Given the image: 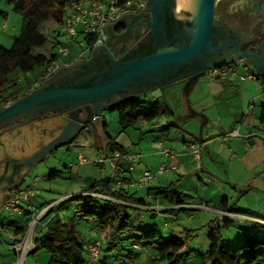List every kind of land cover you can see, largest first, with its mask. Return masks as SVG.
Wrapping results in <instances>:
<instances>
[{"label": "trees", "instance_id": "obj_1", "mask_svg": "<svg viewBox=\"0 0 264 264\" xmlns=\"http://www.w3.org/2000/svg\"><path fill=\"white\" fill-rule=\"evenodd\" d=\"M3 1L11 6L12 12L21 16V25L19 33L12 39L10 48L0 46V110L29 94L33 90L34 81L41 82L48 76L47 68L61 55L58 48L68 44L58 40L61 36L59 26L64 10L78 0ZM115 1L117 4H123L127 0ZM220 5L221 1L217 6ZM47 35L52 38L48 50L44 52L42 49L48 43ZM82 41L90 48L94 45L95 38L83 37ZM109 112L117 114L119 133H124L142 122L150 123L171 114L164 104L147 99L127 100ZM258 120L264 125V107L261 108ZM157 129L159 132H165L168 128L161 126ZM115 151L120 152L122 156L127 153L126 149L110 138L106 153ZM93 164L103 167L102 164ZM117 165L116 176L122 180L129 179L126 178L129 173L126 163L120 160ZM62 174V171H52L45 179L55 180L61 178ZM114 183L115 179L109 175L100 180L87 179L78 195L59 202L55 210L49 209L51 216L44 215L41 219L45 223L35 234V248L29 254L43 249L51 255L46 264H89L85 246L91 240L82 233L81 227H84V223H90L92 226L88 227L89 230L102 241L101 246L97 239L100 244L101 264H135L143 253L149 264H177L182 252L187 248L188 240L172 238L164 241L156 226L139 230L129 236L132 224L127 213L129 206L126 204L136 208L138 206L137 209L140 210L141 206L150 208V204L148 205L144 198L134 197L135 192H131L129 188L114 189ZM93 193L111 197L116 201L90 196ZM153 195L154 199L165 207L157 212L154 209L147 210L153 216L186 211L187 206L194 200L192 196L176 191L171 186L157 188ZM71 201L76 202L75 211L72 216H66L64 211L70 207ZM226 202V199H222L214 206L215 210L221 212L223 225L208 227L205 259H200L196 264H264V221L243 223L241 229L244 230V235L241 240L238 238V245L235 248L223 245L221 229L234 226L235 219L222 213L236 214L240 211L228 206ZM244 213L249 214L247 211ZM28 225L27 220L22 225L10 222L5 228L14 235L23 236Z\"/></svg>", "mask_w": 264, "mask_h": 264}, {"label": "rangeland", "instance_id": "obj_2", "mask_svg": "<svg viewBox=\"0 0 264 264\" xmlns=\"http://www.w3.org/2000/svg\"><path fill=\"white\" fill-rule=\"evenodd\" d=\"M173 1L174 13L177 19L191 18L189 13L192 12V7L188 2L185 5H181V0ZM222 1L223 0H221V2ZM20 22V15L16 13L11 14L10 19L7 21V28H0V46L5 49L10 48L13 37L19 33L21 25ZM80 30L81 29L77 27V31ZM47 36L48 43L45 45L44 49H42L44 52L48 50L49 43L52 38L49 35ZM58 40L63 43L65 38L59 36ZM237 81L239 83L246 82L248 85L256 83V81ZM208 82L209 81L205 75L199 79L200 84H207ZM258 87L259 96L261 95V87L259 85ZM168 89H170V91L175 90L177 92L176 100L168 101L166 96L164 97V95H160L159 103L164 104L165 106H167V103H169L170 106H172L173 112L176 114H180L182 111L184 114H187V107H185V105L187 103L188 97L192 104L194 97H197V99H202V97H204L198 91L199 86L194 88V90L183 91L184 84L182 85L180 83L176 86H171ZM254 95H256L255 92L245 94L246 100L243 102L242 112L246 115L249 114V119L251 117V112L249 111L247 103L250 96ZM232 100L233 99L229 98L228 103L232 102ZM238 101L239 99L235 97L233 102ZM259 110L260 103L257 101L255 105V111L259 112ZM211 113L215 114V111L211 110ZM102 115L106 125V133L111 138H113L118 145L126 150H129L130 152H134L139 155L138 168H136V171L133 172V175L136 176L135 178H138L140 175L137 174V170L142 172L144 170L150 169L149 171L156 172L158 166L162 163L160 157L157 155L161 148L176 149L181 146L179 139L174 136V133H170L167 137L169 141H165L163 144L155 142L154 139L158 133L152 132L149 130L150 128H147V126H142L141 124L136 125L134 128H131L124 133H119L116 112H104ZM156 121L157 120H154V123H156ZM178 127L182 131L181 134L183 138L188 140L193 136L197 138L200 132V126L194 125L193 122L181 123ZM239 136L242 135L239 134ZM203 137L210 141L213 137V133H210L209 135H203ZM98 139L99 136L95 133L93 127L88 125L87 129H84L79 134V136L68 147V149L67 147L59 148L50 156H48V158L35 166L31 174L26 178L22 187H31L33 194L28 199L30 206L27 208V204L24 201L19 203V207L28 210L29 214L22 215L19 218H14L13 220L17 222L16 224H23L27 220L29 225H31L33 219L37 218L45 211L44 209H46L48 202L59 200L65 194L70 192L80 193L79 191L82 189L81 185L85 180L104 179L111 173L107 163H105L103 167L93 164V160L99 155V152L94 149L95 147H92L94 140L97 146H99ZM238 141L239 140L237 139V142ZM225 144L226 148L229 147L230 150H234L233 146L229 145L228 142ZM212 146L218 147V143H211L210 147L213 148ZM228 149H226V155L224 156L225 158L222 157V161L225 165L227 164V158L230 154ZM78 154L83 155L82 160L85 159V162L78 164ZM167 161L168 158L163 161L165 167L170 166ZM187 162V168L182 165L177 171L170 170L157 177L160 183L167 184L169 182L178 180L181 176L182 179L181 181L176 182L175 189L195 198L194 202L196 205L188 207L186 211H181L177 219H175L176 223L174 221L171 222L170 219H166L167 221H165L163 218V215H165L164 213L153 216L150 211H145L143 209L140 210L136 207L126 204L129 206V208H127V213L130 216V221L132 224V231L128 234L129 236L136 234L139 230L156 226L159 232H161L162 239L164 241L170 240L172 238L188 240L187 248L182 252L177 264H196L198 261H200V259H205V252L208 248V227H221L223 225L221 214H214L213 212L205 210L204 206H198V199L208 201L209 206L212 207L222 199V194H224L228 197L229 205H232V207L234 206L235 209L240 210L238 213L234 214V226H231L227 229H221L222 242L225 247L235 248L238 245L237 241L240 238H243L244 230H242L241 227L243 226V223H246L244 220L258 222L259 220L264 219V163L261 166H258V169H256L253 173L237 162L232 164L230 163L227 168L228 175L226 176L228 177H226L225 173L223 172L224 167H219L218 164H214L206 154L203 161L205 171L203 173H199L200 179H198L197 176H190L189 174L196 168V164L192 161L190 156L187 159ZM65 167L70 168L67 170ZM153 168H155V170ZM52 171H62L63 174L61 178L50 181L46 180L45 176ZM158 181L152 184L156 186ZM246 184H249V186L246 187L248 188V193L245 195H240L234 189L235 185L246 186ZM57 202L60 201H56L54 205H56ZM70 204V207L64 211L66 216H72L74 214L73 209L76 202L71 201ZM55 209L56 206L53 210ZM246 211L249 212V214L244 213ZM0 215H3L6 218L9 216L8 212L4 210L0 211ZM189 215H191L193 218L187 220ZM41 219L39 224L36 225L34 233H37V231L40 229V225L44 224V222H42L43 220ZM165 222H167L166 226H164ZM11 234V232L6 234L0 230V264H17V255L13 252V249L9 245V235ZM99 241L102 246V241ZM50 258L51 255L47 251L38 249L36 252L27 255L22 264H46ZM135 264H149L144 258V253L141 255L139 262Z\"/></svg>", "mask_w": 264, "mask_h": 264}, {"label": "crops", "instance_id": "obj_3", "mask_svg": "<svg viewBox=\"0 0 264 264\" xmlns=\"http://www.w3.org/2000/svg\"><path fill=\"white\" fill-rule=\"evenodd\" d=\"M221 0H218V3ZM230 0H223L222 4L225 2H229ZM246 0H239L237 3H242ZM252 2V6L254 9L261 15V25L257 27V29H250L251 25L247 26H237V25H229L224 27L225 36L228 39V44H232L230 39H233L239 43V46H243L244 43L249 41L252 38H255L254 45L251 46L250 49H247L244 52L246 55L245 58L239 59L238 61L244 62L245 66L258 74V80L256 83L252 85H248V83H239L237 79H229L227 81H214L208 82L207 84H200L199 80L194 84L190 85L185 91L194 90L199 86V93H201L204 97L202 99H197L194 97L193 104L190 101L189 97L185 107H187L186 111L187 114L184 112H180V114H176L173 112L172 106L167 103L168 109L171 111L170 116L168 117H161L156 119V123L150 122L140 123L142 126H147L150 128L152 132L158 133L156 138L154 139L155 142L159 144L165 143V141H169L167 138L170 133H174V136L177 137L181 143V146L176 149H171V151L175 154L173 157L168 158V163L170 166H174L175 169L172 171H177L178 168H181L184 165L185 168L188 167L187 159L189 158V154L187 152V147L190 143H197L203 146L200 164H196V168L193 172L189 173L190 176H197L200 179L199 173H203L204 170V156H207L211 159L214 164H218L219 167L223 166V172L225 176L228 175V165L234 162L242 165L243 167L247 168L252 173L258 169V166H261L264 163V125L259 123L258 117L261 112V108L264 107V0H250ZM147 0L145 1V4ZM187 0H181V5H185ZM217 3V5H218ZM0 28L6 27L7 28V21L10 19L11 14L14 12L11 11V6L8 5L5 1H0ZM137 14H129L122 16L118 21L114 23H108L104 27V35L105 40L92 47H88L83 41L82 37L80 38L79 35H75L70 41H68L67 52L61 54L58 57V60L54 62L57 66L51 74H49L43 81H34L32 83V88L38 89L43 87L50 88V87H61L67 84L73 83L78 79H82L84 77L90 78L98 71L104 68V63L106 61L111 62L112 59L119 61L121 59H125L126 56L135 55L138 50H140L138 46V37L135 34L136 29L138 28V24L140 23V17ZM126 17L127 20L126 21ZM130 17V18H128ZM186 18H182L185 20ZM21 23V22H20ZM129 35L133 36H125L124 34L128 33ZM65 42V40H64ZM63 42V43H64ZM105 46V48H104ZM83 47V48H82ZM82 48V49H81ZM130 55V56H131ZM132 58V57H130ZM241 72V69H239ZM54 76L53 81L50 84H45L47 79ZM184 84V81L177 80L176 82L168 85H162L161 88L155 86L145 87L136 95H138L139 99H147V100H156L159 102L160 95L166 96L167 100H176L177 92L175 90L168 89L171 86H176L177 84ZM199 84V85H198ZM258 85L261 87V95L258 96ZM255 92L256 95L250 96L248 100V108L251 112V117L249 119V114H243L242 107L243 102H245L246 97L245 94ZM237 97L239 99L238 102H233L234 98ZM244 97V98H243ZM233 99L232 102L228 103V99ZM259 101L260 103V110L259 112L255 111L256 102ZM194 105V106H192ZM223 105V106H222ZM223 107V108H222ZM222 108V109H221ZM211 110L215 111V114L211 113ZM103 118V115H102ZM104 119V118H103ZM193 122L194 125L200 126L199 135L196 137H191L189 140L184 139L182 136V131L178 127L181 123H189ZM155 124V125H154ZM150 125V126H149ZM153 125V126H152ZM149 126V127H148ZM167 126V130L165 132H159L158 127ZM106 127V125H105ZM94 129V128H93ZM95 131V129H94ZM184 131V130H183ZM236 131L237 136L230 135L232 132ZM104 132L108 141L110 140V136L106 133L104 128ZM97 134V132L95 131ZM213 133V137L210 141L204 138L203 135H209ZM242 135V136H239ZM98 135V134H97ZM112 139V138H111ZM237 139L239 140L237 142ZM99 146H97L95 140L93 143L94 149L98 152L99 150L102 151V140L99 138ZM210 142V143H209ZM228 142L229 145H232L234 150H230V148L225 147V143ZM214 143H218V147L213 148L210 145ZM108 145V144H107ZM68 149V148H67ZM226 149L230 151V154L227 158V164L225 165L222 161L224 156L226 155ZM127 153H134L126 150ZM136 154V153H135ZM157 155L160 157L159 152ZM79 156H83L81 154L77 155V160H79ZM191 157V156H190ZM223 157V158H222ZM186 161V162H185ZM80 164V162H78ZM139 165V164H138ZM70 167H67V170ZM138 168V166L136 167ZM149 169V168H146ZM155 170V168H153ZM197 169V170H196ZM150 170V169H149ZM136 169L130 171L126 178H134L136 176L133 175ZM140 170H137V174H140ZM228 177V176H226ZM182 177L180 176L178 180L169 182L167 184L160 183L159 179L152 180L145 189H131V192L134 193V197L136 198H144L145 202L150 204V208L140 207L141 209L147 211L151 209H164V205H161L158 200L154 199V192L157 188H164L167 186H171L175 189L176 182L181 181ZM86 181V180H85ZM84 181V182H85ZM158 181V184L155 186L152 183ZM84 182L81 185V188L84 186ZM249 184L245 185H235L234 189L240 195H245L248 193ZM176 190V189H175ZM81 191V190H80ZM79 191V192H80ZM177 191V190H176ZM181 192V191H179ZM183 193V192H182ZM79 193H68L65 194L61 199L48 202L46 206L53 205L54 209L56 205L54 203L56 201H63L67 198H71L73 196L78 195ZM185 194V193H184ZM139 195V196H138ZM188 195V194H187ZM222 199H226V204L229 205L228 197L222 194ZM221 199V200H222ZM195 200V198H194ZM192 200L191 204L187 207H192L196 205V203ZM220 200V201H221ZM198 206H204L205 210L209 212H213L214 214H220L221 212L214 209V206L218 203L214 204L212 207L209 206L208 201L203 199H198ZM28 206L29 200L25 202ZM136 206V205H135ZM234 207V206H233ZM138 208V206H137ZM2 209L0 208V211ZM75 211V207L73 209ZM176 213H164L163 218L165 221L171 220V222H175V219L179 216L181 211H175ZM28 215L29 212L26 209H21V213L18 215H9L8 218L0 215V230L9 234L10 230L5 228L10 222L16 224L17 222L14 221V218H19L22 215ZM51 216V210L45 214L46 216ZM65 214V213H64ZM66 215V214H65ZM193 217L189 215L187 220L192 219ZM167 219V220H166ZM48 220V219H47ZM264 221V219L260 220ZM44 222V221H42ZM45 223V222H44ZM176 223V222H175ZM22 225V224H17ZM44 224L40 225V228L43 227ZM167 225L165 222L164 226ZM92 224L85 223L84 227H81L82 233L91 241L93 240H100L99 236L96 237L95 233L92 230H89L88 227H91ZM14 252V251H13Z\"/></svg>", "mask_w": 264, "mask_h": 264}, {"label": "water", "instance_id": "obj_4", "mask_svg": "<svg viewBox=\"0 0 264 264\" xmlns=\"http://www.w3.org/2000/svg\"><path fill=\"white\" fill-rule=\"evenodd\" d=\"M168 2L174 5L173 0H147L144 6L147 27L155 38L148 50L141 48L125 59L106 61L104 68L90 78L84 77L61 87L46 88L43 85L32 90L0 110V125L29 117L35 112H63L84 107L88 118L77 122L73 117L68 131L47 150L71 143L76 134L84 129L83 124H88L102 140V152H105L109 141L104 132V112L127 100L139 99L136 94L145 87L156 85L161 88L181 80L184 81L185 91L203 77L207 69L237 65L239 59L246 57L245 53H240L237 41L230 39L232 44L228 46L224 27L216 24L218 0H190L191 18L182 20L174 17L179 30L174 29L173 32L171 27L168 30L164 25L162 18ZM184 21L189 24L182 28L181 22ZM222 59L223 62L219 63ZM53 79L54 76L47 79L45 84H50ZM43 156L44 153L33 162H39Z\"/></svg>", "mask_w": 264, "mask_h": 264}, {"label": "built area", "instance_id": "obj_5", "mask_svg": "<svg viewBox=\"0 0 264 264\" xmlns=\"http://www.w3.org/2000/svg\"><path fill=\"white\" fill-rule=\"evenodd\" d=\"M145 0H127L123 4H117L115 0H78L72 2L64 10L62 22L59 26V33L65 38V42L70 41L75 35H79L82 38L93 36L95 38L94 45L96 46L105 40L104 27L108 23H114L118 21L122 16L129 14H137L144 9ZM77 27L81 30L77 31ZM60 54L67 52V46L62 45L58 48ZM57 66L53 63L47 68V74H51ZM241 69V72L239 71ZM208 81H227L229 79H237L241 82L244 81H257L258 74L252 70H249L242 61H238L237 65L228 64L220 68H209L204 73ZM230 135L237 136V132L234 131ZM203 146L197 143H190L187 147V152L191 156L192 161L196 164H200L201 154ZM160 159L162 163L158 166L156 172L144 170L140 172L138 178H129L122 180L117 177L118 161L123 160L126 163L128 171H133L139 164V155L135 153H126L124 156L120 152L115 151L114 153L99 152V155L93 160V163L108 164L111 173L109 177L115 179L114 189L120 188H131V189H144L148 184L156 179L161 174L174 170V166L165 167L164 160L166 158L173 157L175 154L168 148H161L159 151ZM80 164L85 162L82 160V156H79ZM31 187H27L23 190L16 191L12 197L2 206V210L7 211L9 215H18L21 213L19 203L21 201H28L32 196ZM90 196L116 201L111 197L90 194ZM53 208V205H49L44 209L37 218L33 219L31 225H29L27 231L23 236H17L14 234L9 235V245L17 255V264H22L31 251L35 248L34 237L36 232L35 227L39 224L40 219L48 212L49 209ZM156 212L160 209H154ZM221 214V213H220ZM228 218H234L232 213H222ZM238 219V218H236ZM247 223L256 222L244 220ZM85 250L88 254L89 264H101L99 253L100 244L98 240L89 242L85 246Z\"/></svg>", "mask_w": 264, "mask_h": 264}, {"label": "flooded vegetation", "instance_id": "obj_6", "mask_svg": "<svg viewBox=\"0 0 264 264\" xmlns=\"http://www.w3.org/2000/svg\"><path fill=\"white\" fill-rule=\"evenodd\" d=\"M239 0H230L220 6H216V24L222 27L229 25L247 26L250 29L260 27L261 15L254 9L252 2L246 0L237 3ZM174 5L168 2L163 9V23L166 27L179 30L174 20ZM140 23L135 31L138 37V46L141 49H149V46L155 41L153 32L147 27L145 14L143 10L139 12ZM130 18V17H128ZM126 21L127 17H126ZM188 22H181V27L188 25ZM169 32V31H168ZM126 36L129 35V32ZM255 43V38L250 39L241 46L244 52L250 49ZM230 46V44H228ZM223 62L222 60L218 61ZM244 63V62H243ZM228 65V64H227ZM205 73V72H204ZM87 109V108H86ZM88 110V109H87ZM73 117L75 121L81 122L88 118V111L84 107L75 110H59L53 112L31 113L29 117L15 119L0 125V208L18 191L23 190V184L26 178L31 174L35 166L45 160L53 152L62 147H69L79 136L87 129L88 124H83L84 129L76 134L73 141L57 149L47 150L51 144L60 139L70 128ZM44 153L39 162H33L36 157Z\"/></svg>", "mask_w": 264, "mask_h": 264}, {"label": "bare ground", "instance_id": "obj_7", "mask_svg": "<svg viewBox=\"0 0 264 264\" xmlns=\"http://www.w3.org/2000/svg\"><path fill=\"white\" fill-rule=\"evenodd\" d=\"M187 2L190 4L191 2H190V0H187Z\"/></svg>", "mask_w": 264, "mask_h": 264}]
</instances>
